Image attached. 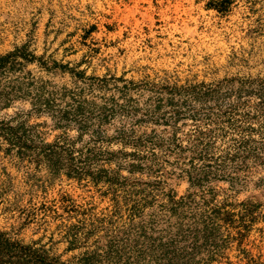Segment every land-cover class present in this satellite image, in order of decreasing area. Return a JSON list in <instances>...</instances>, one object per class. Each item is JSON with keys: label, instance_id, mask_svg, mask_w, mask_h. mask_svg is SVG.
Returning <instances> with one entry per match:
<instances>
[{"label": "rangeland", "instance_id": "374dc122", "mask_svg": "<svg viewBox=\"0 0 264 264\" xmlns=\"http://www.w3.org/2000/svg\"><path fill=\"white\" fill-rule=\"evenodd\" d=\"M3 57L0 264H264V0H0Z\"/></svg>", "mask_w": 264, "mask_h": 264}, {"label": "trees", "instance_id": "16d2710c", "mask_svg": "<svg viewBox=\"0 0 264 264\" xmlns=\"http://www.w3.org/2000/svg\"><path fill=\"white\" fill-rule=\"evenodd\" d=\"M6 58H7V57L0 58V62H1V61H4ZM0 235H2V234H0ZM4 243L7 244V245H9V246H13V243H9L8 241H6V242L4 241ZM14 245H16V246L18 245L17 247L20 249V252H21L20 254H21V255H22V250H23V251L26 250L24 247H21V246H20L19 244H17V243H14ZM20 254H18V255H20ZM19 258H20V256H19Z\"/></svg>", "mask_w": 264, "mask_h": 264}]
</instances>
